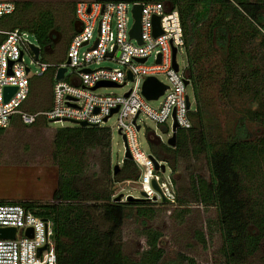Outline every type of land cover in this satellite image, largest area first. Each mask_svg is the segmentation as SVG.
Returning <instances> with one entry per match:
<instances>
[{"label": "trees", "instance_id": "trees-1", "mask_svg": "<svg viewBox=\"0 0 264 264\" xmlns=\"http://www.w3.org/2000/svg\"><path fill=\"white\" fill-rule=\"evenodd\" d=\"M145 1L166 2L180 16L186 57L184 75L194 99L187 117L200 130L210 203L216 210L215 224L221 237L217 252L220 261L211 264H251L255 259L264 264V0ZM14 3V13L0 19L1 31L26 28L35 20L57 29L52 9L38 8L26 1ZM71 12L73 24L75 8ZM4 38L0 34V43ZM51 44V38L46 37L43 47ZM48 72L49 80L44 83H50L52 91V71ZM40 77L30 82L26 106L30 112H38L31 100L36 87L42 84L36 82ZM47 96L49 99L48 93ZM50 104L51 98L40 110H48ZM221 106L230 112L231 125L225 129L219 122ZM42 122L47 124L45 119ZM67 131L86 133L87 143L94 138L108 148L105 131ZM176 152L159 148L154 149V156L169 163L165 156H176ZM133 180L124 174L117 182ZM82 186V178L60 174L52 202L1 200L0 204L20 205L50 224L56 264H195L192 258L180 253L171 259L164 258V250L158 246L161 234L154 230L145 231L148 249L138 261L130 260L114 241L123 210L134 208L138 217L151 218L153 210L149 203H114L109 192L102 195L93 188L84 191ZM97 207L101 219L110 225L107 231H100L93 224L91 210ZM199 240L205 243L202 234Z\"/></svg>", "mask_w": 264, "mask_h": 264}, {"label": "built area", "instance_id": "built-area-1", "mask_svg": "<svg viewBox=\"0 0 264 264\" xmlns=\"http://www.w3.org/2000/svg\"><path fill=\"white\" fill-rule=\"evenodd\" d=\"M136 6L141 7L140 42L129 35L135 23L133 11ZM14 11V2L0 1V19L12 15ZM154 18H159L162 33L158 36L153 35ZM74 19L80 30L73 35L63 61L56 63H45L43 60L47 31L38 25L39 20L33 21L26 28L0 30V34L5 37L0 43V129H8L13 124L30 127L42 118L47 122H85L88 127L77 125L80 130L94 129L109 134V129H100V126L115 116L116 128L125 138L131 156L129 162L139 171L137 179L134 178L136 187L140 192L146 193L150 200L156 196L159 201V196L151 187V181L157 182L163 194L161 179L169 189L173 186L170 178L167 181L164 179L165 171L155 170L149 158L153 154H145L141 150L137 138V126L140 129L138 117L143 115L159 125H165L171 120L172 127L175 122L176 146L178 133L189 132V155L194 145L202 147L200 130L187 117L192 106L187 94L189 86L185 85L187 78L184 69L180 70L176 63L178 51L184 50L179 13L162 1L92 0L76 3ZM30 46L39 49L37 59ZM173 49L177 71L172 66ZM110 53L111 56H108ZM103 63H111L112 66H103ZM60 68L66 70L61 79H56ZM48 71H52L53 80L50 108L30 112L26 108L30 82ZM159 76H163L165 81L160 80ZM147 77H155L166 86L163 95L154 100L158 101L156 107H152L151 101H147L141 92ZM100 82L113 83L115 87L103 86L92 90ZM127 83H132V87L121 95L98 93L101 88H123ZM5 87L16 88L6 102L3 95ZM187 101L190 103L189 108ZM115 109L116 112L110 114ZM196 132L198 138L194 134ZM153 137L161 142L155 133ZM203 153L202 150L201 155ZM157 161L159 164L163 163L158 159ZM128 187L133 189V186ZM173 188L174 192L170 191L177 195V189ZM164 196L169 199L165 194ZM0 228L16 229L15 239H0V264H56L50 224L32 211L17 204H0ZM28 229L32 230L31 238L25 235ZM44 245L46 249L38 255V249Z\"/></svg>", "mask_w": 264, "mask_h": 264}, {"label": "rangeland", "instance_id": "rangeland-1", "mask_svg": "<svg viewBox=\"0 0 264 264\" xmlns=\"http://www.w3.org/2000/svg\"><path fill=\"white\" fill-rule=\"evenodd\" d=\"M0 1H26L38 8L52 9L57 29H50L52 33L47 37L51 38L53 45L46 46V54L43 53V57L45 63H56L62 62L66 56V38L70 33L73 21L71 10L75 8L78 1L92 0ZM176 63L180 70L185 68L184 50L178 51ZM102 65L112 66L111 63ZM49 73L36 81L42 82L36 87L31 100L33 109L37 111H41L43 106L48 105L51 98L50 83L49 85L48 82L46 85L44 83L45 80H49ZM159 79L165 81L163 76H159ZM43 85L46 86L49 99ZM131 87L132 83H127L123 88H101L98 93L121 95ZM187 94L192 108L194 99L190 87L187 88ZM150 105L156 107L158 101H151ZM216 105L219 106V103ZM218 112L220 113L221 127L225 129L230 126L231 118L228 116L230 112L227 107H219ZM42 121L43 119L39 118L37 123L30 127L12 126L0 134V201L50 203L60 174L82 178L84 191L93 188L95 191H101L102 195L109 192L111 197L122 194L121 202H125L127 195L134 198L141 197L140 190L136 187L134 180L117 182L123 178L124 174L134 179L133 168L127 167L117 181L114 180L111 173L115 165H119L121 169L124 168L125 154L124 142L116 128L115 116L100 126V129H109V134L107 133L108 148L104 147V144L100 145L94 138L90 143H87L86 133L67 131L68 129H79L80 127L77 125L68 122H47L44 124ZM138 124L140 129L137 138L140 148L145 154L154 155V149L159 148L173 149L177 151L178 156L179 169L177 173L180 172V175H183L184 179L188 181L193 177L203 178L205 184H202V192L199 193L202 205L199 206L179 182L180 184L178 183L176 186L177 195L174 194V203L169 202L163 205L149 203V208L153 210L151 218L138 217L136 209L124 207L122 222L114 239L115 244L120 246L126 257L136 262L141 254L148 249L144 231L146 229L154 230L161 234L158 246L164 250V258L171 259L180 253L200 264H211L214 260L219 262L220 257L217 252L221 245V237L215 224L216 210L208 200L211 197L208 184L209 174L204 153L201 155V145L200 147L194 145L193 151L189 155L191 134L180 131L177 135V146L170 147L167 140L172 135L171 120H168L165 125H159L141 115L138 117ZM152 132L160 138V143L153 137ZM194 134L198 138V133ZM96 136L99 141H102L98 134ZM165 157L169 161V163L162 161L166 167L163 177L167 181L173 169L170 166L171 157L169 155ZM106 158H108V164ZM128 185L133 186V189H130ZM170 189L174 192L173 187ZM177 199L180 202H177ZM207 201L208 203H206ZM98 203H102V201ZM91 211L94 215L93 224L100 231H107L110 225L101 219L100 207ZM201 234L204 237V244L199 240ZM251 264L261 263L255 259Z\"/></svg>", "mask_w": 264, "mask_h": 264}, {"label": "water", "instance_id": "water-1", "mask_svg": "<svg viewBox=\"0 0 264 264\" xmlns=\"http://www.w3.org/2000/svg\"><path fill=\"white\" fill-rule=\"evenodd\" d=\"M140 10L141 7L140 6H136L134 7V18H135V23L132 27V29L130 30V37H134L136 39H138V42H140L139 40V17H140ZM38 25L45 31H47V36H50L52 31H50L49 25L44 22L43 20H39ZM75 27L77 25L76 22H74L73 24ZM152 26H153V35L154 36H158L160 35L162 32L160 30L159 27V18H154L152 21ZM75 32H79V30H75ZM31 51L34 54V58L37 59L38 54H39V49L37 47H33L30 46ZM108 56H111V53L108 54ZM172 66L174 68L175 71H177V64L175 63V49L172 50ZM65 68H60L57 71L56 74V79H61L63 77V74L65 72ZM85 72H89V70H85ZM129 79H131V76L128 75ZM185 85L189 86V81L187 79H185ZM103 86H108V87H115V84L113 83H109V82H100L98 83L96 86H94L92 88V90H95L98 87H103ZM166 90V86L161 83L159 80H157L155 77H147L143 84H142V88H141V92L143 97L147 100V101H154L157 100L160 96L163 95L164 91ZM16 88L15 87H5L3 90V95H4V101H8L9 98L15 93ZM127 96V94H126ZM190 103L189 101H187V108H189ZM116 112V109L113 110L110 114ZM63 122H68L74 125H79L82 128H86L88 127L87 123L85 122H73V121H67V120H62ZM104 121H106V118L104 119ZM57 122L56 120H50L49 123H55ZM134 123V122H133ZM175 128H176V123L174 122L173 127H172V135L170 136V138H168L167 143L170 147H175L176 146V136H175ZM137 130H139V127L137 126ZM153 135V133H152ZM123 142H124V146H125V154H124V168L121 169L119 167V165H115L112 168V175L114 177V180L117 181L119 180L121 173L123 172V170L126 167L129 168H133L134 172H135V179H137L138 175H139V171L134 168L129 160L131 159V156L129 154V151L127 149L126 146V142H125V138L122 137ZM149 158L151 159L155 170L160 169L162 172L165 171V164L161 163L159 164V162L157 161V159L153 156V155H149ZM151 187L153 188V190L157 193V195L159 196V202L161 204H168L170 201L169 199H167L164 194L162 193L161 189L159 188L157 182L155 180L151 181ZM141 197L140 198H134L133 196H127L125 198V202H132V201H140V202H151V201H157V197L154 196L151 200L149 198H147V194L144 192H140ZM122 199V194L117 195L115 198H113V202L114 203H118L120 202ZM15 235H16V229L15 228H0V239H7V240H12L15 239ZM25 235L29 238L32 237V230L28 229L25 232ZM46 249V245H44L43 247H41L40 249H38V255L40 254L41 251Z\"/></svg>", "mask_w": 264, "mask_h": 264}, {"label": "flooded vegetation", "instance_id": "flooded-vegetation-1", "mask_svg": "<svg viewBox=\"0 0 264 264\" xmlns=\"http://www.w3.org/2000/svg\"><path fill=\"white\" fill-rule=\"evenodd\" d=\"M80 30V27L78 25H76V27L72 24L71 26V30H70V33L68 34L67 38H66V45L68 46L70 41H71V37H73V35L75 34V30ZM17 125H20V124H13L12 126H17ZM12 126L10 128H12ZM22 126V125H21ZM25 127V126H23ZM8 128V129H10ZM8 129H5L3 130L6 131ZM181 153V152H179ZM171 157V162H170V166L172 168H175V170L173 171V173L170 175V181L172 183V186L176 188V186L178 185V183H182L181 185H183V189L186 191V193L190 196H192V198L198 203L199 206L202 205V200L199 198V193L202 192V184L204 185L205 182L203 181V178H197V177H193L191 179H189V181L187 179H184L183 175H180V172H178V156H177V153H176V156L173 155V154H170L169 155ZM207 182V180H205ZM179 183V184H180ZM209 200V203H210V198L208 199ZM122 201V200H121ZM120 201V202H121ZM147 203H154V204H158V205H163L161 204L159 201H154V202H147ZM208 203V201L206 202ZM148 230V229H146ZM145 230V231H146ZM144 231V232H145ZM160 233V232H159ZM197 263V262H195Z\"/></svg>", "mask_w": 264, "mask_h": 264}, {"label": "bare ground", "instance_id": "bare-ground-1", "mask_svg": "<svg viewBox=\"0 0 264 264\" xmlns=\"http://www.w3.org/2000/svg\"><path fill=\"white\" fill-rule=\"evenodd\" d=\"M158 178H159V180H160L161 177H158ZM160 182L163 184V185L161 186V188H162L164 194H165L166 196H168L169 200H172V201L174 202V200H175L174 194H172V192L170 191V189L168 188V186L165 185V183L163 182L162 179L160 180Z\"/></svg>", "mask_w": 264, "mask_h": 264}]
</instances>
